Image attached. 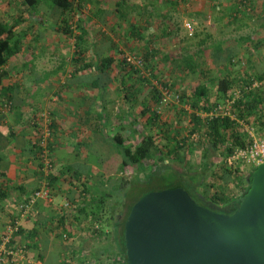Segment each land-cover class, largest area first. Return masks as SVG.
<instances>
[{
    "label": "crops",
    "instance_id": "0c3cea01",
    "mask_svg": "<svg viewBox=\"0 0 264 264\" xmlns=\"http://www.w3.org/2000/svg\"><path fill=\"white\" fill-rule=\"evenodd\" d=\"M13 2L0 0V19L14 22L8 15ZM112 2L107 4L106 13L101 14V9H95L96 13L89 14L84 7L72 20L74 32L88 37L82 56L92 63L90 67L79 70L81 62L77 55L81 56V52L74 43L70 44L73 37L56 30L59 21L56 12L46 16L45 23L40 25H37L38 17L28 16L21 28L27 30L28 42H24L21 52L6 65L9 76L4 79L3 86H10L12 90L0 91V241L14 224L26 230V234L18 238L23 244L24 255H12L8 264H99L101 260L97 257L107 254L105 247L100 249L95 245L102 242V238L109 240L106 234L111 223H115L106 219L107 203L114 196L111 194L116 183L130 180L134 171L120 170L125 158L119 152L115 136L120 134L128 145L137 144L141 131L148 129L142 109L152 99L148 87L136 78L124 77L127 69L121 70V66L114 64L111 72L98 71L100 60L117 51L120 40L116 38L124 37L121 26L114 23V18L121 13L110 9ZM165 3L159 1L163 7ZM100 4L104 7V3ZM134 4L140 7L129 12L127 22L130 19V23L140 22L141 18L140 24L145 27L147 38L152 33L160 34L164 29L159 26L160 20L150 18L144 12V5L150 6V0H136ZM80 20L81 23L85 21L82 29L77 27ZM47 30H51V34ZM129 30L130 27L124 34ZM42 36L46 40L37 44V39ZM137 42L140 46L136 45V52L148 46L145 41L144 46ZM164 49L166 52L162 50L158 62L154 63L159 72L167 68V63L160 59L166 54L171 58L177 54L173 48ZM41 57H44L43 62L39 61ZM172 64L176 69V64ZM176 81H171L177 87L175 90L192 84L187 82L189 80ZM124 85L129 87L128 92ZM7 100H12L13 108L4 114L1 104ZM171 100L173 105L165 107L169 114L176 107L175 99ZM134 119L138 122L134 123ZM48 120L53 133L48 147L54 175L53 179H48L53 200H39L24 213L20 207L41 188L42 167L45 166L40 155L33 152L31 143ZM114 158L120 161L118 171L117 168L109 169L108 163ZM124 183L121 189L125 187ZM101 205L103 211L99 209ZM95 212L103 213L105 217L95 220L92 215ZM104 227L108 229L106 234H98Z\"/></svg>",
    "mask_w": 264,
    "mask_h": 264
},
{
    "label": "trees",
    "instance_id": "16d2710c",
    "mask_svg": "<svg viewBox=\"0 0 264 264\" xmlns=\"http://www.w3.org/2000/svg\"><path fill=\"white\" fill-rule=\"evenodd\" d=\"M13 1H17L18 3H16V5H13L14 2L11 4V11L9 10L8 13L10 14L8 15L13 18L14 22H12V20L7 21L5 19H0V91L10 92L12 90V87L10 86H3L4 79L9 76V71L6 69V65L9 64L13 56L21 52L24 42H28V32L27 30L21 29L22 25L27 22L28 16L39 13L41 5L45 2H49V6L47 11L43 12L42 15L38 17L39 22H37V25L44 24L46 16L52 12H56L59 15L56 30L60 33L66 34L67 36L73 37L75 39L74 44L77 51L81 52V56L77 55L79 57L78 62H81L79 70L91 66L92 63L89 64L82 56V51L84 48H87L86 44L88 42V37L87 35L83 36L82 34L77 35L73 30L74 27L72 26L74 15L81 14L84 9L85 0ZM122 1L123 0L117 1L115 5V12L117 11V13H122L121 5L124 3V1ZM159 1L160 0H150V6L152 9H148L150 6L145 4L144 12L148 13L149 17L154 20L157 19L156 14H159V26L164 28L160 34L152 33V35H149V38H147V35L144 33L145 27L143 25L142 27L141 24L137 23V21H132L130 23L129 32L123 34V36H132L131 38H134V40L143 43V46L144 41L146 42V45H148L142 51L136 52V44L132 45L129 42L126 43V47L132 53L141 54L143 58V66L141 68L136 67L128 64L124 57H116V53L122 49L119 45L116 46V44L115 50L117 51L105 56L99 62L98 71L100 72H111L114 64L121 66L123 68L121 70L127 69V73L124 77L126 78L131 76L133 79L136 78L139 83L144 84V87H148L150 90L149 94L152 97L149 104L147 105L146 103L142 109V114L146 117L145 125L148 129L146 128L147 131L144 132L141 131V139L139 142L135 145H128L126 142L124 143V139H122L120 134L115 136L119 152L123 154L125 158L120 165V170L125 172L126 170H134L137 167H144V170L149 172L147 173L149 175L148 181L150 183H154L157 179H161L163 183L158 186L159 188L149 189L148 192L166 188L183 187L199 203L207 200L216 205L221 211L233 212L239 206L241 198L250 190L251 183L249 178L250 174L256 169V166H253L251 172H246L245 169H240V167L232 168L226 164V159L232 155L236 148H245L252 141L250 134L243 130L244 127L241 125L242 121H248V117L253 114H257L258 121L261 123L262 128H264V87L259 90H253L252 85H248L247 75L233 74L234 69L238 65L242 64L239 60L241 58H239V51L236 45L240 41L254 44V47L256 48H262L261 45H264V40L262 39V37H264V0H261L263 3L262 14L254 13L262 20L261 26L263 30L260 34L256 33L255 35L251 34L250 36L241 35L238 38L231 39L230 41L227 39H220L208 46L207 41L212 37V35L208 33L207 37L197 42L200 46V49L197 52H191L188 49L187 54L182 53L178 56L175 55L174 58H171L170 55L166 54L160 59V62L167 63L165 64L166 67H171L170 61H173L176 64V69H178V71L184 76V80H182L183 83L193 74H198L200 76V79L196 83H193V85L190 84L189 87L181 86L182 88L177 90L174 89L177 87H174L171 82L172 80L174 81V79L170 78L168 80H164L162 76L159 75L160 72L156 70L154 64L155 61L158 62V58H160L163 53L162 48H164L163 45L167 42L166 39L176 34V30L173 28L176 24L171 21L172 17L169 13L161 9L163 6L159 5ZM163 1L164 3L166 2L164 7L169 5L177 8L178 5H182V2L186 3L191 2L192 0ZM229 1H231V3L219 1L221 4L226 6L225 11L228 16L226 12H223V15L228 17V25L241 22L242 25L249 26L250 22L243 23V21L247 18L252 19V16H255H250L249 12L254 11L253 8L256 0ZM20 5H22V7H20ZM138 7H140V5L130 4L126 9L127 11L122 15L125 16L127 13L129 14L131 10ZM29 12H32V14ZM84 23L85 21H82L81 23L80 20L77 27H81L82 29V24ZM181 49L182 51H186V47H182ZM124 54L125 53L123 52V55ZM203 56V59L205 60L214 56L213 62L217 67V75H214L212 71L213 69L207 63H203L200 59ZM165 71L166 70L162 72L164 73ZM252 80L264 81V69H262L260 73H255V78L252 77ZM155 81L163 85V88L168 89L173 95L177 94L180 102H187V104L189 103L191 106L192 111L189 113V117L192 126L187 134L183 135L180 129L173 128L174 126L171 124L169 119L162 117L160 113L161 111H159V106L161 105L163 99V90L159 88ZM125 85L123 88L126 92H128L129 87H126ZM238 86L240 87V90H238ZM133 87L136 86L133 85ZM212 91H215L217 94L216 102L212 100ZM239 92L240 96L236 99L233 106L235 118L230 116H202V113H209L213 111L218 103L225 102L227 98L233 97ZM3 95L5 97H9L7 94ZM5 103H12L13 106L12 100H7L1 104V111ZM171 105H173V102H170L166 108ZM184 113L187 114V111L182 110V113H179V115ZM133 122L137 123L138 121L134 119ZM193 135H199V142L197 145L202 152L200 158L201 163L198 168L194 167V163L188 159L189 153H191L193 148L191 144L192 139H194ZM31 147L34 150L33 152L37 154L40 153L39 146L33 141L31 143ZM152 161L154 162L153 166L150 164ZM176 163L183 166L182 171L173 168V165ZM217 168H220L222 172H219ZM211 170H213L212 174L208 175L207 172ZM53 176L54 175L51 173L48 179L50 180ZM172 176L175 178H172ZM42 177L44 178V174ZM209 177L214 180H210ZM124 182L130 183L131 180ZM231 183H234L235 188L240 189L239 193L236 191L237 189H235V191L233 189V192H227V190L231 189ZM199 187H202L203 189L200 191ZM123 191L126 192V190ZM142 196L137 199L133 197L131 203H128L124 197L121 210L119 207H117L115 211H111L108 208L106 209L107 213L106 211L104 213L106 215L109 213L111 214H109L111 217L107 220L115 221V225H113L114 227L112 226L113 229H111L109 233H105L108 235L109 239L112 237L116 239V243L113 245L116 246V253L113 254L116 256L114 264H128L125 246V223L132 207L139 199L142 198ZM1 198L3 199V197ZM30 198L31 197H28V199L24 201V204L28 203ZM99 209L103 211L102 205ZM104 214L100 213L98 215V213L95 212V214L92 215H98L96 220H100L103 219L100 215ZM12 226L14 227L15 224ZM7 232L8 231H6L4 234L5 236L2 237L0 244L4 243L5 238L10 235V233L8 234ZM34 232L39 234L38 230H35ZM25 234L26 230L22 227H18L17 230H13L12 236H10L9 241L6 242L7 249L16 251L18 248H21V245L23 244L18 241V238ZM108 248L106 247V253L111 255V253L107 251ZM39 257L43 259L41 255H39ZM97 258L103 260V256H98Z\"/></svg>",
    "mask_w": 264,
    "mask_h": 264
},
{
    "label": "water",
    "instance_id": "95a60500",
    "mask_svg": "<svg viewBox=\"0 0 264 264\" xmlns=\"http://www.w3.org/2000/svg\"><path fill=\"white\" fill-rule=\"evenodd\" d=\"M249 181L233 212L183 187L146 193L125 223L128 264H264V161Z\"/></svg>",
    "mask_w": 264,
    "mask_h": 264
},
{
    "label": "rangeland",
    "instance_id": "374dc122",
    "mask_svg": "<svg viewBox=\"0 0 264 264\" xmlns=\"http://www.w3.org/2000/svg\"><path fill=\"white\" fill-rule=\"evenodd\" d=\"M118 0H113V2L111 3V5L109 6L110 9L115 10V3ZM124 3H122L121 8H122V13L120 14V16H117L114 18L115 20V24L120 27V31L122 32V35L124 34L125 30L130 27V20L129 19L130 15L127 13L125 16H123L122 14L125 13L127 10V8L129 7L130 4H134L136 3V0H123ZM122 1V2H123ZM229 2L231 3V1L229 0H194L192 2H182V5H178L177 8L171 7V6H167V7H161L162 10H164L165 12H168L169 15L172 17L171 21H173L176 25H174L175 27H173L176 31V34L172 35L170 38L166 39L167 42H165L166 44L163 45L164 48H173L174 53H177L175 55H180V54H187L188 53V49L191 52H197L200 49V46L197 44V42L205 37H207V34H211L212 37L211 39H208L207 41V45H212L214 42L220 40V39H227V40H231L233 38H238L239 36L243 35V36H250L257 34H260V32H262V20L258 18V15L254 14H262V6L263 3L261 0H256V2L254 3V11H250L249 15H255L252 16V19H246L243 21V23H247L250 22L249 26H244L242 25L241 22H237V23H233L232 25L227 23V19H228V14L225 11L226 10V6H224L223 4H221L220 2ZM104 3V7H102V5L100 4ZM110 3V0H85V6L87 8V11L89 12V14L92 13H96V10L98 11V9H101V14L106 13L107 10L105 9L107 6V4ZM223 5V6H222ZM49 6V2H45L43 5H41L40 8V12L36 13V14H32V12H29L30 14H32L35 17H39L40 15H42L43 12L47 11V8ZM88 6H90V9H88ZM20 7H22V5H20ZM95 7V8H93ZM21 9V8H20ZM148 9H152L151 6ZM22 11V10H21ZM117 12V11H116ZM223 12H226L227 16L223 15ZM54 12H52L51 14H53ZM56 14V13H55ZM147 14V13H146ZM117 15V13H116ZM122 16V18H121ZM129 16V17H128ZM244 16V15H243ZM245 17V16H244ZM121 18V19H120ZM120 19V20H119ZM159 18L157 17V20ZM119 20V21H118ZM135 20V19H134ZM142 20L140 18V22L137 21V23H141ZM173 23V24H174ZM190 24L192 29H189L186 25ZM242 25V26H241ZM239 26H241L240 28H238ZM38 31H44L43 29H39ZM51 30H47L48 33H50ZM127 33V32H126ZM35 34V33H34ZM38 35V33H36ZM51 34V33H50ZM262 36V35H261ZM127 35H125L123 38H116L117 40H120L119 46L122 48L121 50H119L116 53V56L123 57V52L124 53H132L127 47H126V43H131L132 45L136 44L138 45L137 41L134 40L133 38H126ZM54 38V36H52L50 38V41H52V39ZM262 39L264 40V37H262ZM46 39L44 38V36L39 37L37 39V44H41L44 43ZM75 43V39L70 41V44ZM140 43V42H139ZM261 47H254V44L251 43H246L243 41H240L236 47L239 51V59L240 62L242 63L241 65H238L235 69H234V75H247V82L248 85H252L253 90L254 89H262V87H264V81H259V80H252V77L255 78V73H260V71H262V69H264V45H261ZM182 47H186V51H182ZM188 47V48H187ZM163 49V52H166V49ZM255 48V49H254ZM261 53V54H260ZM253 54V55H252ZM41 55V54H39ZM223 55V54H222ZM44 56V55H43ZM213 57L208 58V59H203V57H201L200 59L203 61V63H207L213 70L214 75L218 74V71H216L217 67L216 64H214L213 62ZM43 58L41 57V59L39 61L43 62ZM208 61V62H207ZM173 62H170L171 67L167 66L168 68H165L164 70H166L164 73L161 72L159 73L160 76H162V78L164 80H168V79H177L176 82H179V80H184V76L182 73H180L178 71V69H175L172 65ZM163 70V71H164ZM191 77V78H190ZM188 77L187 82H191L196 83L199 79L200 76L198 74H193L192 76ZM258 79V78H256ZM254 83H258V85L254 86ZM262 85V86H261ZM240 87L238 86V90ZM142 96H144L142 94ZM212 96V100L214 102L217 101V94L215 91H212L211 93ZM169 105V104H168ZM176 107L175 110H173V112L171 111V113H167V109L165 108V105H161L159 106V111H161V115L163 118H167L170 120L171 124L174 126L173 128H177L180 129L181 133L187 134L192 126V123L190 121V117H189V113H190V105L189 103L187 104L184 103V101L179 102V103H175ZM172 106V105H171ZM170 109V108H169ZM182 110L187 111V114H182L179 115V113H182ZM181 111V112H180ZM176 112V113H175ZM9 112H7L8 114ZM136 113V111H134V114ZM142 118H140L141 120ZM146 117L144 118V123H145ZM242 126L244 127L243 130H249L252 132V136H255L256 138L259 137H264V128H262L261 123L258 121L257 118V114H253L250 117H248V121H242L241 122ZM131 127V126H129ZM141 127V124H140ZM161 135V134H158ZM36 137H34L35 139ZM194 139H192V151L191 153H189L188 159L194 163V167L198 168L200 165V161H201V150L198 148V142H199V135H196L195 137H193ZM221 162V161H220ZM118 163H120V161H118V159H112L111 162H109L108 164H110L109 169H115L117 168V171L119 169L118 167ZM150 164L153 166L154 162H150ZM173 168L179 171L183 170V166L179 163H176L173 165ZM240 169H245L246 172H251V169H253V166L251 164H245L244 166L240 167ZM217 170L219 172H222L220 170V168H217ZM148 171L144 170V167H137L136 169H134L133 173H132V177H130L131 182L130 183H125V187H123V189H121V185L124 182H117L115 185V188L112 191V195L113 198L110 199L109 203H107V209L109 208L111 211H115L117 207L122 208L123 206V201H124V197L126 198V201L129 203H131V200L133 197H135L136 199L139 198L140 196H142L145 192L148 193L149 189L152 188H159L158 186H160L162 183L161 179H157L154 181V183H150L148 181ZM213 170L207 172L208 175L212 174ZM172 178H175L174 176H172ZM210 180H214L211 179V177H209ZM149 182V183H148ZM165 184V182H164ZM234 183L230 184V190L228 191H232L233 189L235 191V189H237L236 191L239 193L240 189L235 188L234 187ZM162 187V186H161ZM202 187H199V190H202ZM123 190H126V192H124ZM146 194V193H145ZM144 194V195H145ZM143 195V196H144ZM142 196V197H143ZM97 206V205H96ZM101 208V207H99ZM95 209H98V207H95ZM107 213V211H106ZM100 213L98 212V215ZM98 215H95L94 219L96 220L98 217ZM101 217H104V215H100ZM109 217H111L108 214V217H106V219H108ZM105 221V220H104ZM110 222V221H109ZM104 224V222H103ZM113 225H115V223H111V229H113ZM113 226V227H112ZM110 229V231H111ZM107 227L104 228H100L98 231V234H102L105 233L107 231ZM109 231V232H110ZM3 237L5 235H2ZM114 243H116V239L114 237H112L109 240H104L102 238V242H98L97 244V248L103 249V247H109L107 251H109L110 254H106L103 255V260L100 261L99 264H114L115 263V257L113 254L116 253V246H113ZM96 253H98V249L96 251ZM113 255V256H112ZM102 256V255H101Z\"/></svg>",
    "mask_w": 264,
    "mask_h": 264
},
{
    "label": "built area",
    "instance_id": "2783aa9c",
    "mask_svg": "<svg viewBox=\"0 0 264 264\" xmlns=\"http://www.w3.org/2000/svg\"><path fill=\"white\" fill-rule=\"evenodd\" d=\"M189 29H192L190 24L186 25ZM126 59V62L130 65L136 66V67H142L143 66V58L141 54L138 53H125L123 56ZM155 83L159 86L160 89L163 90V99L161 102V105H168L170 102H172V98L175 99L177 103L180 102L178 95H174L168 90L163 88V85L159 84L155 81ZM257 86L258 83H254V86ZM240 96V92L236 93L233 97L227 98L225 102H220L216 105L215 109L209 113H202L203 117H215V116H230L232 118H235V115L233 113V106L235 104L236 99H238ZM160 105V106H161ZM11 110V103H5V105L2 108V112L5 114ZM192 111L190 106V112ZM49 122V120H48ZM43 126L40 131H38V137L33 141L39 146V155L42 159V162L45 163V166H43V174L44 178H42V186L40 189L36 190L34 194L31 196L30 200L26 204L21 205V209L24 211V213H27L30 211V209L39 201V200H46V201H52L53 195L51 190L49 189V181L48 177L53 169V165L49 159L50 151L48 149L49 143L53 140V133L51 131V124L50 122ZM250 136L252 137L251 143L247 147H238L234 150L232 155L226 159V164L231 166L232 168L235 167H242L245 164H251L252 166H257L259 163L264 161V137L256 138L255 136H252V132L248 129L246 130ZM196 135H193L195 137ZM18 224H16L14 227L8 228V232H13V230L18 229ZM11 233L8 237L5 238V242L0 247V264H8V261L10 259V255L14 254H22L24 255V248H18L16 251L8 250L6 246V242L9 241V238L11 236Z\"/></svg>",
    "mask_w": 264,
    "mask_h": 264
},
{
    "label": "flooded vegetation",
    "instance_id": "af4514ba",
    "mask_svg": "<svg viewBox=\"0 0 264 264\" xmlns=\"http://www.w3.org/2000/svg\"><path fill=\"white\" fill-rule=\"evenodd\" d=\"M200 204H202V205H205V206H210V207H212V206H216V205H214L212 202H210V201H201V203ZM217 207V206H216ZM232 209V208H231ZM231 209H229V210H231ZM220 210V209H219Z\"/></svg>",
    "mask_w": 264,
    "mask_h": 264
},
{
    "label": "clouds",
    "instance_id": "9594fccd",
    "mask_svg": "<svg viewBox=\"0 0 264 264\" xmlns=\"http://www.w3.org/2000/svg\"><path fill=\"white\" fill-rule=\"evenodd\" d=\"M13 106H12V103H11V110H12ZM6 114V113H5Z\"/></svg>",
    "mask_w": 264,
    "mask_h": 264
}]
</instances>
